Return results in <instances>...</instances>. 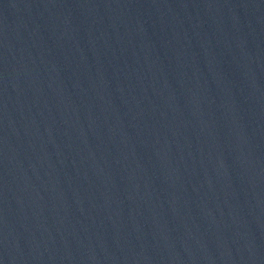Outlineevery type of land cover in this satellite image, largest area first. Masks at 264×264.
Segmentation results:
<instances>
[{"label":"water","instance_id":"obj_1","mask_svg":"<svg viewBox=\"0 0 264 264\" xmlns=\"http://www.w3.org/2000/svg\"><path fill=\"white\" fill-rule=\"evenodd\" d=\"M0 264H264V0H0Z\"/></svg>","mask_w":264,"mask_h":264}]
</instances>
